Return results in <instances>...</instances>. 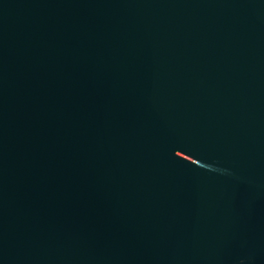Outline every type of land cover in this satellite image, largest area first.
I'll use <instances>...</instances> for the list:
<instances>
[{"label":"water","instance_id":"1","mask_svg":"<svg viewBox=\"0 0 264 264\" xmlns=\"http://www.w3.org/2000/svg\"><path fill=\"white\" fill-rule=\"evenodd\" d=\"M0 264H264V0H0Z\"/></svg>","mask_w":264,"mask_h":264}]
</instances>
